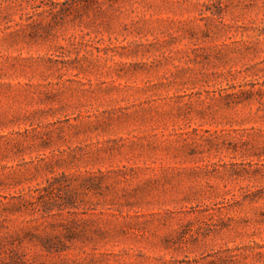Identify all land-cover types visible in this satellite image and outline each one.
<instances>
[{"label":"rangeland","instance_id":"374dc122","mask_svg":"<svg viewBox=\"0 0 264 264\" xmlns=\"http://www.w3.org/2000/svg\"><path fill=\"white\" fill-rule=\"evenodd\" d=\"M0 264H264V0L5 1Z\"/></svg>","mask_w":264,"mask_h":264},{"label":"trees","instance_id":"16d2710c","mask_svg":"<svg viewBox=\"0 0 264 264\" xmlns=\"http://www.w3.org/2000/svg\"><path fill=\"white\" fill-rule=\"evenodd\" d=\"M5 1H8V0H0V6H2V4L5 3ZM6 20H9L8 18H5Z\"/></svg>","mask_w":264,"mask_h":264}]
</instances>
